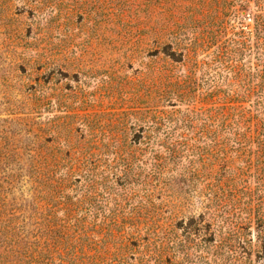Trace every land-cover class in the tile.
<instances>
[{
  "label": "rangeland",
  "instance_id": "obj_1",
  "mask_svg": "<svg viewBox=\"0 0 264 264\" xmlns=\"http://www.w3.org/2000/svg\"><path fill=\"white\" fill-rule=\"evenodd\" d=\"M262 5L0 0V264H264Z\"/></svg>",
  "mask_w": 264,
  "mask_h": 264
},
{
  "label": "trees",
  "instance_id": "obj_2",
  "mask_svg": "<svg viewBox=\"0 0 264 264\" xmlns=\"http://www.w3.org/2000/svg\"><path fill=\"white\" fill-rule=\"evenodd\" d=\"M259 1L262 4H264V0H259ZM259 7H263L264 8V5L259 6ZM255 21H256V35L259 37L260 36V28L264 29V19H263V15L257 16L256 19H255Z\"/></svg>",
  "mask_w": 264,
  "mask_h": 264
}]
</instances>
